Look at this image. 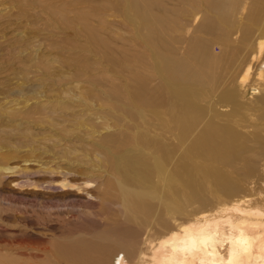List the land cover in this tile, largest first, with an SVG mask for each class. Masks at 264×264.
Listing matches in <instances>:
<instances>
[{
    "label": "rangeland",
    "instance_id": "1",
    "mask_svg": "<svg viewBox=\"0 0 264 264\" xmlns=\"http://www.w3.org/2000/svg\"><path fill=\"white\" fill-rule=\"evenodd\" d=\"M186 1L158 0V4L143 10L145 14L148 10V20L143 22L133 0H0V253L10 254L14 264H22L20 254L28 241L52 247L87 230L96 242L111 243L96 233L101 230L102 236V230L131 228H142L143 240L155 219L167 214L171 205L160 200L158 194L154 199L147 198L150 220L145 218L136 225L125 220L123 200L127 198L123 194L127 189L118 184L112 164L106 167L102 160V156H110L105 145H111H104L102 137L108 133L130 134L136 127H145L167 144L181 146L176 129L171 135L150 109L130 99L140 83L137 78H147L148 89L165 85L156 74L152 56L161 34H167L166 42L180 59L197 53L189 50L197 38H212L201 27L208 16L212 17L209 3ZM185 6L191 10L184 11ZM252 6L262 8L264 0H248L245 14ZM194 11L195 15L191 14ZM241 20L240 27L250 29L253 35L258 33L248 16ZM170 25L172 32L168 30ZM242 34L238 30L232 35V50L242 45L237 41ZM214 50L219 52V47ZM232 85L228 79L217 94ZM166 86L172 92L168 83ZM186 87L191 92L183 100L202 102L195 83ZM238 89L240 101L249 109L262 94L251 83L245 87L239 84ZM205 93L208 104L211 95ZM207 117L210 115L196 131ZM249 117L257 123V116ZM226 121L219 124L227 125ZM259 123L264 125V120ZM238 124V131L244 134L238 156L245 155L249 166L255 168L243 182H248L249 188L256 185L264 194V126L242 128V123ZM193 136L185 141L186 150ZM114 150L119 155L127 153ZM209 162L214 169L228 171L236 169L240 159L231 166H224L219 158ZM204 163L200 160L194 169V195L185 200L180 217L189 215L198 205L210 210L218 204L212 202L216 198L211 195L218 196L220 191L205 178L200 167ZM69 180L77 184L62 188V182ZM78 184L85 189H78ZM177 191L182 199L180 186ZM250 193L251 199L261 196ZM220 198L228 197L223 194ZM118 251L116 245L112 261L120 256Z\"/></svg>",
    "mask_w": 264,
    "mask_h": 264
},
{
    "label": "bare ground",
    "instance_id": "2",
    "mask_svg": "<svg viewBox=\"0 0 264 264\" xmlns=\"http://www.w3.org/2000/svg\"><path fill=\"white\" fill-rule=\"evenodd\" d=\"M133 1L143 22L148 20V10L146 14L143 10L149 9L152 3L158 4V0ZM247 1L202 0L209 3L212 17H205L201 27L212 38H197L189 45V50L197 53L193 56L189 53L180 59L171 44L166 42L164 36L167 34H161L156 41L158 46L152 48V56L158 70L156 74L165 85L148 89L147 78H137L140 83L130 100L139 101L145 109H150L171 135L176 129V138L183 149L167 144L145 127H136L130 134L108 133L102 137L104 145L111 143L105 145L110 156H102V160L106 167L112 164L118 184L127 189L123 194V198H127V201L123 200L127 214L125 220L135 222V225L137 222L141 224L145 218L150 220L152 216L147 198L154 199L158 194L160 200L171 205L167 214L155 219V225L147 229L143 240L142 228H131L127 231L102 230V236L101 230L96 233L111 243L96 242L87 230L52 247L41 246L40 241H28L20 254L22 264H264V194L256 185L249 188L248 182H243L255 168L249 166L245 155L242 158L238 156L244 136L238 131V122L242 123V128L251 124L255 128L264 126L259 123L264 120V6H252L245 14ZM190 8L185 6L184 11ZM246 16L258 31L255 35L239 25ZM168 30L172 32L171 25ZM238 30L243 33L237 39L242 45L232 50L230 40ZM215 46L219 47V52L214 50ZM245 48L246 53L232 75ZM228 79L234 85L217 94ZM248 82L262 92L252 109L245 107L239 99V84L245 87ZM167 83L172 92L167 90ZM191 83L198 86L203 103L183 100L191 92L186 84ZM205 92L211 95L208 104ZM209 115L203 127L196 131L204 117ZM248 116H257L254 119L257 123L250 121ZM219 117H225L227 125H220L225 119L217 121ZM231 122L235 123L231 125ZM191 134L194 135L192 144L186 150L185 141ZM114 149L126 150L127 153L119 155L120 152ZM218 158L224 166H231L238 158L240 164L236 169L219 171L209 162ZM102 160L100 162L103 163ZM200 160L205 162L200 165L205 178H209L220 191L218 196L211 195L216 198L212 202L218 204L210 210L198 205L189 215L180 217L184 214L185 200L194 195L191 190L196 184L193 183L194 169ZM76 184L69 180L62 182V188ZM179 186L182 199L177 196ZM48 187L55 188L52 185ZM78 189L84 190L85 187L78 184ZM250 191L261 196L248 198ZM223 194L228 198H220ZM158 228L161 229L156 231ZM116 245L120 256L112 261L111 252ZM0 264H14L13 258L10 254L0 253Z\"/></svg>",
    "mask_w": 264,
    "mask_h": 264
}]
</instances>
